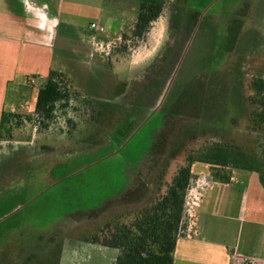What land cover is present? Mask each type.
<instances>
[{"label":"rangeland","instance_id":"374dc122","mask_svg":"<svg viewBox=\"0 0 264 264\" xmlns=\"http://www.w3.org/2000/svg\"><path fill=\"white\" fill-rule=\"evenodd\" d=\"M156 2L163 3L162 15L138 39L133 29L139 0H96L78 26L88 38L95 33L90 29L92 23L108 32L123 24L126 29L121 39L112 50H94L92 55L75 46L67 47L70 53L59 54L58 46L55 66L60 67L62 85L71 94L68 105L63 110L58 106L47 129L41 128L36 118L27 119L35 113L7 122L0 138V264H115L118 251L101 244L109 229L131 225L141 210L160 200L179 170L189 166V158L194 160L191 169L196 176L190 187L201 173L212 177L214 167L197 161L198 153L221 139L209 129L199 133L193 129L189 115L195 110L187 107L199 82L195 77L203 78L204 73L210 74L207 68L219 66V73L209 78L224 84L226 105L234 97L243 100L251 95V82L264 79V0L212 2L182 61L177 54L186 35L165 65L169 71L179 58L178 75L174 66L168 80L161 76L160 82L161 67L159 71L153 64L165 59L172 49L168 21L183 0ZM68 42L77 40L70 37ZM203 68L206 71L201 73ZM171 82L175 93L167 108L176 102L179 111L186 109L171 119L166 114L165 122L164 115L156 113ZM45 83L38 80L33 88L40 90ZM212 83L207 81L209 88ZM183 87H190L187 96L180 93ZM145 94L148 97L144 98ZM222 96L213 98L208 92L205 110L200 112L209 118L226 117L220 106ZM135 97L144 104L137 108L138 116L127 115V128L124 106H132ZM151 103L158 108L153 116L156 108L147 114L145 107ZM237 115L235 111L233 117L225 118V134H243L246 125L243 119L236 123ZM164 122L163 132L158 133ZM116 125L119 137L115 140ZM154 136L159 139L157 157L149 154ZM120 139L121 143L127 141L125 146L115 147ZM136 164L137 174L132 171ZM234 171L227 172L232 176Z\"/></svg>","mask_w":264,"mask_h":264},{"label":"crops","instance_id":"0c3cea01","mask_svg":"<svg viewBox=\"0 0 264 264\" xmlns=\"http://www.w3.org/2000/svg\"><path fill=\"white\" fill-rule=\"evenodd\" d=\"M95 1L0 0V129L4 114L35 113L39 90L31 80L61 72L55 66L58 46L59 54L75 46L92 55L112 50L121 39L123 24L88 38L78 26ZM70 37L77 42L69 43ZM198 180L206 185L203 198L187 236L178 241L174 264L264 262V189L258 176L237 170L226 184L210 173Z\"/></svg>","mask_w":264,"mask_h":264},{"label":"trees","instance_id":"16d2710c","mask_svg":"<svg viewBox=\"0 0 264 264\" xmlns=\"http://www.w3.org/2000/svg\"><path fill=\"white\" fill-rule=\"evenodd\" d=\"M139 1L140 9L134 25L133 36L142 39L149 32L152 23L161 17L163 3H157L156 0ZM200 71L204 73L206 70ZM209 71L212 75L219 73L217 68ZM172 72L173 70L169 71L168 75L170 76ZM210 74L206 73L205 75L204 73L203 78H201L202 75L198 77L199 74H197L195 79L200 81L195 85V95L192 93L193 90L190 91L192 94L187 108L195 110V112L192 111L193 113L189 115V119H191V123L194 125L191 126H193L196 133L209 129L212 133L219 135L221 140L219 143L210 145L201 154L199 152V159L197 161L211 164L214 167L211 174L212 178L217 182L229 183L231 173L227 171L235 169L256 174L264 189V79H255L251 82V95L244 97L243 100L234 97L226 105L228 94L226 95V91L222 90L224 84L220 81H215L213 78L211 80L209 78ZM62 77L63 75L58 71L50 72L45 85L39 90L34 116H27V119L30 121L36 118V121L43 125L41 128L47 129L55 118L58 106L60 105V110H63L70 101L71 94L62 85ZM205 79H208L207 81L209 82L213 81L210 88ZM174 88L175 86L172 88L169 98L174 95ZM186 88L188 89V87ZM208 92H210L213 98L220 94L223 95L222 104L220 105L226 114V117L223 119L213 116L209 118V114L204 115L200 112L201 108H203V111L205 110L204 102L206 103L205 99ZM215 93L218 95H215ZM182 95L187 96V90H183ZM200 100H202V103H200ZM178 109L176 106L171 107V111H179ZM184 109L186 108L184 107L181 110ZM235 111L239 114L234 116L236 123L239 124L243 119L246 125L244 132L241 135L225 134L226 119L229 115V118H231ZM20 117V115L16 114L3 115L0 138L2 131L7 127V122L11 121V119L17 120ZM162 127V131L158 133L163 132L165 128L163 123ZM153 139H156V141L149 154H152V157H157L159 150L156 149V145L159 139L156 136ZM188 163L189 166L179 170L172 184L168 187L166 194L156 201L154 205L141 210L131 225H119L108 230L109 234H107L101 244L104 247L113 248L118 251L115 264H174L178 241L187 235L186 194L190 188L191 181L196 177L191 169L194 160L189 158ZM137 166L138 164L132 170L136 174ZM129 181L128 177L126 187H128ZM58 262H50L49 264H59Z\"/></svg>","mask_w":264,"mask_h":264},{"label":"flooded vegetation","instance_id":"af4514ba","mask_svg":"<svg viewBox=\"0 0 264 264\" xmlns=\"http://www.w3.org/2000/svg\"><path fill=\"white\" fill-rule=\"evenodd\" d=\"M215 0H183V3H181L179 5V9L177 10H172L171 11V17H170V20L168 21V27L170 25V27L172 28V35L171 38H172V45H171V51H169V53L166 55V58L163 59V60H158L157 59V64H153L154 67H159L157 70L160 71V67H161V72L158 74V78L157 80L160 82L161 81V76H165V79L169 78L170 76L168 75L169 71H172L174 66L177 67V70L175 72V75H178L177 72H179V68H180V63L182 61V57L184 55V52L185 50L187 49V46H188V42L190 40V38L192 37L195 29L197 28V26H199V23L200 21L203 19L204 15L207 13L205 12L207 10V8H209L210 4L212 2H214ZM186 35V36H185ZM185 36V41L183 42L182 44V47H181V51L179 54H177V56L181 57V61H179V58H176L173 62H174V66L168 71L167 68H166V64L170 61V57H171V54L175 51V48L177 47V45L180 43V40L182 37ZM228 50V49H227ZM227 53V52H226ZM177 61V63L175 64V62ZM172 62V63H173ZM175 67V68H176ZM219 66H217L216 68L218 69ZM152 69L153 66H152ZM152 69L150 68V71H152ZM214 68H207L206 70H212ZM202 70H205V68H203ZM169 76V77H168ZM155 81L154 83L157 84L158 81ZM168 80V79H167ZM195 80H198V79H195ZM195 80H193L195 82ZM191 81V82H193ZM200 81V80H198ZM193 82V83H194ZM153 83V84H154ZM188 83V82H187ZM198 84V83H197ZM196 84V85H197ZM174 87V84L172 85V82L168 85V89L164 95V98H163V101L160 102L159 106L161 107L160 111H158L156 114L160 113V115H164L162 117V121H164L168 116H165L166 114L170 115V119L172 116L176 115L178 112L180 111H171V108L168 109L167 108V101L169 99V94L171 93V90L172 88ZM190 87H188L189 89ZM186 87H183L181 90H180V93L182 94L183 90H187V92L189 91ZM150 90L153 91V88L151 87ZM138 92V90L136 91ZM179 93V94H180ZM138 94V93H137ZM150 94V93H149ZM148 95V94H147ZM145 94L144 98L147 96ZM135 96V95H134ZM133 96V97H134ZM140 98L142 96H139ZM148 97V96H147ZM143 98V97H142ZM167 98V99H166ZM144 100V99H143ZM190 100V99H189ZM131 105L132 106H128L129 103H127V106H124L126 107L124 114L125 115V118H127L128 116L127 115H130V116H138V112H136L138 109L137 108H140L143 106L144 102L141 101L139 102V100L135 97V100H131ZM133 102H135V104H133ZM134 105V106H133ZM142 105V106H141ZM156 103H151L149 106H146L148 108V112L147 114L155 107ZM158 106V107H159ZM171 106H177L176 105V102L175 103H172ZM156 108V107H155ZM158 108H156L155 110L152 111L151 115L153 116L155 114V112L157 111ZM165 111V112H164ZM182 112V110H181ZM155 114V115H156ZM150 116V115H149ZM148 116V117H149ZM147 117V119H148ZM124 123L127 125V128H128V125H129V121L130 119L127 118V119H123ZM145 121V120H144ZM144 121H142L140 124H142ZM166 122V121H165ZM164 122L163 126L166 125V123ZM168 122V121H167ZM117 127L118 125H116V127H114V132L116 133L114 136H115V140L119 137L117 136ZM140 126L138 125H135V129H139ZM130 130V129H129ZM122 139H120L119 141L115 142V147H117L118 145L124 147L125 144H126V140H125V143H121ZM124 140V139H123ZM119 142V143H118ZM118 143V144H117Z\"/></svg>","mask_w":264,"mask_h":264},{"label":"built area","instance_id":"2783aa9c","mask_svg":"<svg viewBox=\"0 0 264 264\" xmlns=\"http://www.w3.org/2000/svg\"><path fill=\"white\" fill-rule=\"evenodd\" d=\"M90 29L98 33H104L106 31V29L102 25L96 24V23H92L90 25ZM31 83L35 84L36 80L32 79ZM205 187L206 185L204 182H200L199 180H197V182H195L194 185H191V187L188 189V192L186 194L185 213L188 218L187 234H188V229L190 226V221L194 218L196 209L199 208L201 204ZM246 264H264V262H260L256 260H249L246 262Z\"/></svg>","mask_w":264,"mask_h":264}]
</instances>
